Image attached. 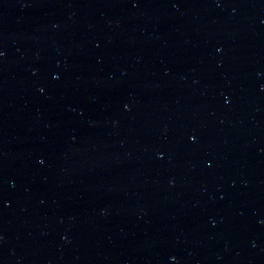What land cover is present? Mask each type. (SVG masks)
<instances>
[{
  "label": "water",
  "instance_id": "95a60500",
  "mask_svg": "<svg viewBox=\"0 0 264 264\" xmlns=\"http://www.w3.org/2000/svg\"><path fill=\"white\" fill-rule=\"evenodd\" d=\"M0 264H264V0H0Z\"/></svg>",
  "mask_w": 264,
  "mask_h": 264
}]
</instances>
